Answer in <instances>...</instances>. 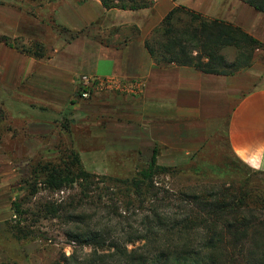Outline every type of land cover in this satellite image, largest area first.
I'll list each match as a JSON object with an SVG mask.
<instances>
[{
    "label": "trees",
    "instance_id": "1",
    "mask_svg": "<svg viewBox=\"0 0 264 264\" xmlns=\"http://www.w3.org/2000/svg\"><path fill=\"white\" fill-rule=\"evenodd\" d=\"M99 1L107 10L152 7L151 0ZM243 1L264 14V0ZM2 41L19 50L8 38ZM145 44L159 66L176 64L219 76L249 69L250 55L264 47L233 24L210 20L181 6L170 12ZM229 48L238 51L233 63L224 54ZM22 53L36 59L46 56L39 44ZM0 95L1 125L7 119L8 100L1 89ZM13 104L21 109L15 113L27 121L44 115L54 124L68 122L71 116L62 117L38 105ZM158 155L156 148L150 163L130 179L89 173L75 150L60 165L39 164L32 169L36 183L32 197L41 193L40 186L53 193L79 189L70 202L48 203L41 210L51 220L69 224L65 236L73 251L69 256L62 254L57 264H264V200L253 206L250 184L228 176L229 187L173 192L159 182L170 169L159 164ZM14 205L18 218L30 214L20 203ZM12 234L21 240L29 237L19 227H13Z\"/></svg>",
    "mask_w": 264,
    "mask_h": 264
},
{
    "label": "crops",
    "instance_id": "2",
    "mask_svg": "<svg viewBox=\"0 0 264 264\" xmlns=\"http://www.w3.org/2000/svg\"><path fill=\"white\" fill-rule=\"evenodd\" d=\"M40 1L43 0H0V34L10 42L14 40L13 44L19 40L22 46L28 47L46 40L47 27L38 18L48 7L44 8ZM180 6L210 20L233 24L248 33L264 27V14L243 0H156L153 13L150 9L107 10L98 1L80 6L71 0L60 10L55 9L56 19L66 29L61 33L49 31L54 42L50 47L55 45L49 58L30 57L0 39V75L5 94L18 96L20 101L23 97L33 99L35 105L62 117L74 115L76 111L87 117L95 106L77 108L75 102L82 76L139 79L146 85L139 97L99 96L109 99L99 105L100 112L117 119L105 130L110 136L113 132L109 133L108 128L114 126V136L110 137L115 142H121L126 135L133 137L134 129L141 133L147 121H158L152 125V132L163 139L169 136L166 132L172 127L180 131L188 125L183 121L194 120V123L218 127L225 124L229 146L241 162L259 155L264 151L261 73H255L259 75L255 78L253 71L248 70L246 77L255 84L252 89L251 83L247 87H236L234 76L208 75L176 64L159 66L148 52L146 40L170 12ZM236 92L246 93L236 102ZM34 118L28 121L32 134L36 129L42 131L51 127L52 122L44 115ZM125 119L131 121L126 126L123 125Z\"/></svg>",
    "mask_w": 264,
    "mask_h": 264
},
{
    "label": "rangeland",
    "instance_id": "3",
    "mask_svg": "<svg viewBox=\"0 0 264 264\" xmlns=\"http://www.w3.org/2000/svg\"><path fill=\"white\" fill-rule=\"evenodd\" d=\"M97 1L100 2L74 0V4L82 6ZM151 1L152 7L149 9L153 13L155 1ZM40 2L44 8L48 7L38 18L47 27V39L42 43H34L32 47L22 46L19 40H15L14 45L22 52L23 49H33L39 44L44 48L45 58H49L52 55L51 50L55 47H50L54 42L50 39L49 31L59 30L61 33L66 29L64 24L56 19L55 9L58 7L60 10L71 0ZM145 19L144 16L143 20ZM249 34L264 46V27H257ZM3 38L5 37L0 34V39ZM224 54L230 63L238 57L235 48L226 49ZM250 57L253 60L249 69L228 75L236 77V87H247V84L251 83L250 78L246 77L248 70H252L253 75L261 73L260 82L264 84V47L256 49ZM256 76L259 75H255V78ZM254 86L255 84L251 83L250 89ZM0 89L5 93L1 75ZM245 93L236 92V102L238 97ZM98 97L89 101H81L75 97L77 108L84 105L95 106L93 113L87 117L83 116V112L76 111V114L69 117L68 122L60 120L42 131L36 129L35 134H32L28 121L21 117L22 114L15 113L21 109L11 103H26L29 107L35 106V102H32L34 100L23 97L20 101L18 96H7L8 101L4 106L7 119L0 125V264H57L62 254H72L71 243L65 236L69 224L67 221L51 220L42 212V207L48 203L58 205L70 202L79 192L78 187L75 190L53 193L39 185L41 193L35 197L31 196L36 184L32 169L39 164L60 165L71 150L80 154L83 167L89 173L130 179L150 163L154 149L157 148L159 164L170 169V173L160 178L159 182L173 192H189L209 186L221 187L224 184L229 187L230 181L234 180L237 183L250 184L253 206L257 207L264 200V172L249 170L240 162L229 146L225 124L218 127L214 124L205 125L194 123V120H185L183 122L188 125L182 130H174L172 127V130L166 132L169 136L162 139V136L152 132V125L158 122L153 120L146 122V128L139 129L141 133L134 129L133 137L126 135L121 142H115L111 138L114 136V126L108 128L109 133L113 132L111 137L105 130L107 125H114L117 119L100 112L99 105L106 104L109 99ZM1 99L0 95V103L3 100ZM121 100L123 99H119ZM27 110L26 108L25 112ZM123 122L126 126L131 121L125 119ZM142 129H146V132L143 133ZM127 138L128 140H125ZM162 140L167 142L163 143ZM14 203H20L23 210L29 211L30 214L18 218ZM101 215L103 214L97 217L101 218ZM13 227L24 229L29 237L22 240L16 238L12 234ZM25 236L21 234V237Z\"/></svg>",
    "mask_w": 264,
    "mask_h": 264
},
{
    "label": "built area",
    "instance_id": "4",
    "mask_svg": "<svg viewBox=\"0 0 264 264\" xmlns=\"http://www.w3.org/2000/svg\"><path fill=\"white\" fill-rule=\"evenodd\" d=\"M145 89V82L139 79L115 75L104 77L85 75L79 79L77 98L81 101H89L103 94L136 98L141 96Z\"/></svg>",
    "mask_w": 264,
    "mask_h": 264
},
{
    "label": "clouds",
    "instance_id": "5",
    "mask_svg": "<svg viewBox=\"0 0 264 264\" xmlns=\"http://www.w3.org/2000/svg\"><path fill=\"white\" fill-rule=\"evenodd\" d=\"M242 162L253 171L264 170V151H262L259 155L253 156L249 159H244Z\"/></svg>",
    "mask_w": 264,
    "mask_h": 264
}]
</instances>
